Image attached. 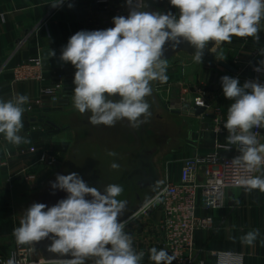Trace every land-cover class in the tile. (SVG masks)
Masks as SVG:
<instances>
[{
    "label": "crops",
    "instance_id": "0c3cea01",
    "mask_svg": "<svg viewBox=\"0 0 264 264\" xmlns=\"http://www.w3.org/2000/svg\"><path fill=\"white\" fill-rule=\"evenodd\" d=\"M58 2L0 0V100H10L16 94L27 95V104L34 103L36 109L34 113L25 110L22 116L20 134L29 143L15 146L0 134V256L10 255L14 250L17 243L12 233L20 226L24 210L37 203L39 195L57 174L64 173L68 164L71 173L84 177L96 174L107 183L114 179L122 186L123 197L130 196L132 203L137 204L160 187L166 175L177 178L185 158L212 152L218 143H226L228 132L224 123L234 101L225 98L220 78L224 75L238 78L242 85L253 67L264 59L260 55L264 50V22L259 25V43L251 37L233 36L230 48L235 53L231 59L218 57L216 69L207 67L205 60L198 63L191 54L180 51L167 60L166 83L170 86L166 101L162 98L163 89L155 90V85L162 86L165 82H150L152 92L145 99L151 115L145 123L136 129L126 119L114 126L92 125L89 113L81 114L73 105L76 69L70 62L60 61L61 50L77 31H91L90 18L101 16L112 20L118 8L129 9L126 0H112L106 12L96 0H64L62 6H51ZM145 10L179 15L170 0H153L138 11ZM20 40H24L22 44ZM226 43L219 42L212 50L220 52ZM51 50L56 53L54 57H50ZM36 57L41 59V78L16 81L15 68ZM220 61L229 63L236 72L221 66ZM65 73L70 80L68 96L63 104L54 107L42 90ZM259 78L264 79V75ZM200 88L206 89L210 104L204 112L196 110L193 103ZM169 102H175L176 107L170 108ZM258 137L264 143V126ZM31 147L36 150L32 152ZM44 153L56 162L53 165L42 162ZM219 153L232 158L240 154L236 145ZM162 158L165 162L160 165ZM113 163L118 167L113 168ZM259 176L264 177V165ZM221 204L205 208L202 197L199 200L196 215L210 217L212 221L210 228L196 233L195 246L203 249L196 264H223L222 256L212 252L239 254L242 264H264V193L259 189L228 187L222 193ZM161 217L162 210L157 207L130 220L125 230L131 234L135 250L145 253L142 264H155L149 260L148 250L152 247L165 250L156 228ZM253 229L260 232L255 244H243L240 237ZM94 259L88 258L85 264H94Z\"/></svg>",
    "mask_w": 264,
    "mask_h": 264
},
{
    "label": "clouds",
    "instance_id": "9594fccd",
    "mask_svg": "<svg viewBox=\"0 0 264 264\" xmlns=\"http://www.w3.org/2000/svg\"><path fill=\"white\" fill-rule=\"evenodd\" d=\"M63 2L51 6L59 7ZM170 4L179 10L178 16L171 11H138L139 5L134 7L133 0H126L128 15L114 16V27L77 31L62 47L60 61L70 62L76 69L73 105L79 113H89L90 124L114 126L126 119L136 129L147 121L151 113L145 98L152 92L150 82L168 79L166 43L175 48L189 42L198 63H202L203 50L210 41L231 42L236 36L251 37L259 43L264 0H170ZM55 55L51 50L50 57ZM260 55L264 56V50ZM254 71H264V59ZM220 80L225 98L234 101L224 123L226 144L238 146L240 154L233 162L252 173L264 165V143L253 131L264 126V83L257 78L241 85L238 78L228 75ZM28 101L29 97L21 94L0 100V134L15 146L29 143L20 134ZM198 106L204 107L203 101ZM112 167L118 165L113 163ZM235 183L264 193V177L242 175ZM50 186L65 191L67 198L51 207L33 203L25 209L20 226L12 233L18 245H30L34 250L35 242L50 239L49 252L70 257L62 264H85L88 258H95L94 264H142L145 253L135 250L131 234L125 231L127 221L121 219L127 207V201L117 199L122 186L109 184L101 191L76 172L57 174ZM155 202L146 198L143 207ZM259 235V229H253L240 240L252 246ZM148 251L149 260L155 264H173L176 259L164 249L152 247ZM6 264L18 262L13 256Z\"/></svg>",
    "mask_w": 264,
    "mask_h": 264
},
{
    "label": "built area",
    "instance_id": "2783aa9c",
    "mask_svg": "<svg viewBox=\"0 0 264 264\" xmlns=\"http://www.w3.org/2000/svg\"><path fill=\"white\" fill-rule=\"evenodd\" d=\"M111 1L96 0V4L106 12L110 10ZM151 1L153 0H133V6L139 5L137 10H143ZM117 15L126 17L128 10L126 7H120L116 10ZM100 20L102 23H98L97 17L90 18L91 31L114 27L112 20L103 19L101 16ZM23 41L20 40L19 44H22ZM237 61L239 59H236ZM41 65L40 57L18 65L14 71L15 80L40 79ZM261 75H264V71L258 73L254 71L253 67L252 73L246 81L258 78L261 83H264V79L259 78ZM69 87L70 80L67 74H59L53 85L44 88L42 92L50 97L52 106L57 107L66 100ZM206 93L205 88H200L194 96V107L200 112H204L210 107ZM201 101H203L204 107L198 106ZM36 103L41 104V100H37ZM169 107L174 109L176 103L169 102ZM35 110L34 103L26 104V112L34 113ZM261 130L262 126L253 129L257 136L261 133ZM229 148L233 149L234 145L229 146L226 143H218L217 149L212 152L185 158L178 177L173 179L166 175L162 180L158 193L152 198L156 202L148 208L142 206L131 218L126 220L125 230L130 220L159 207L162 210V217L156 228L165 250L176 256V264H196L200 252L203 251V249L198 250L195 246L196 233L199 230L210 228L212 221L210 217L196 215L200 198L202 197L205 208L220 207L224 189L240 187L235 183L236 178L242 175L259 176L262 170L263 165L256 171L247 173L240 165L233 162L234 158L224 157L219 153V150H228ZM35 150V147H31L32 152ZM40 160L42 162L47 161L50 165L56 162L55 158H49L45 153L42 154ZM157 197L158 200H156ZM212 254L222 256L223 264H242V256L239 254L226 253L219 255L218 252H212ZM13 256L18 264H62L63 262V260L45 261L43 259L35 261L34 250H30V245L16 244L10 255L0 256V264H6V261Z\"/></svg>",
    "mask_w": 264,
    "mask_h": 264
},
{
    "label": "water",
    "instance_id": "95a60500",
    "mask_svg": "<svg viewBox=\"0 0 264 264\" xmlns=\"http://www.w3.org/2000/svg\"><path fill=\"white\" fill-rule=\"evenodd\" d=\"M97 20H98V23H102V21L100 20V17H97ZM261 22H264V20H262ZM217 44L218 43L210 41L208 43V45L205 47V49L203 50L202 60L206 61V66L207 67L213 68V69L217 68L216 54L218 53V49H216V50H212V49ZM165 48H166V51H165L166 60L170 59L174 54H176V53H178L180 51L188 52L192 56L195 54L194 46H192L187 41H185L184 43L180 44L178 47H175V48H171L170 47V43H166ZM219 64L221 66H224L225 68H227L228 70H230L233 73L236 72V69L233 66H231L229 63L225 62V61H220ZM116 98L119 99L118 96ZM70 166H71V164H68L66 169L64 170V173H61V174L62 175H66L67 172L70 174L71 173ZM68 168L70 170H68ZM81 176H82L81 178L89 186L98 187V188H100L101 191H103L104 187L107 186L108 184L116 182L114 179L111 182H109V183L103 182L102 181V177L99 176V175H96V174H94L93 176L87 175L86 177H84L81 174ZM55 179L56 178H54L53 182L55 181ZM159 189H160V187L158 186L157 189L154 190L147 198L152 199L158 193ZM67 195L68 194L65 191H62V190H59V189L53 190L51 188V186L49 185L48 188H46L43 191V193L39 195L37 203H44L48 207H51V206L55 205L59 200L67 198ZM124 195L125 194L122 192L121 195L119 197H117V199L127 201L126 211L124 213V216L121 217V219L128 220L129 218H131L143 206V204H144L146 199L145 200H141L137 204H135V203H132L133 200H132V198L130 199V196L123 197ZM86 198L87 199H91L90 196H88ZM49 235L51 236L53 234H49ZM50 244H51V240L47 239V238L42 240V241L35 242V249H34V260L35 261H39L40 259H43L45 261H58V260H64V259L70 258V257L61 256L58 253L49 252L48 251V246Z\"/></svg>",
    "mask_w": 264,
    "mask_h": 264
},
{
    "label": "rangeland",
    "instance_id": "374dc122",
    "mask_svg": "<svg viewBox=\"0 0 264 264\" xmlns=\"http://www.w3.org/2000/svg\"><path fill=\"white\" fill-rule=\"evenodd\" d=\"M232 41H233V37H232V39H231V42H227L226 43V45H222L223 47L222 48H220V52H218V54L220 55H216V59L218 58V57H223V58H227V59H231V56L235 53V52H233L232 51V49L230 48V44H232ZM169 86H170V84H168V83H163V85L162 86H159V85H155V90L156 91H160L161 89H163V90H161L162 91V98L164 99V101H166V99L168 98V88H169ZM173 117H175V116H173ZM162 162V163H161ZM165 162V160L162 158L161 160H160V165H163V163ZM69 173L67 172L66 173V175H68ZM81 176V175H80ZM82 177V176H81ZM111 184H116V182H113V183H111ZM109 185V184H108Z\"/></svg>",
    "mask_w": 264,
    "mask_h": 264
}]
</instances>
